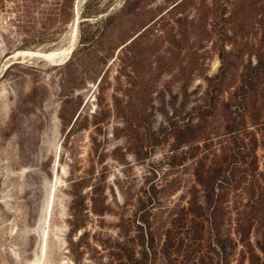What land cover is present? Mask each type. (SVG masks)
<instances>
[{"label":"rangeland","instance_id":"obj_1","mask_svg":"<svg viewBox=\"0 0 264 264\" xmlns=\"http://www.w3.org/2000/svg\"><path fill=\"white\" fill-rule=\"evenodd\" d=\"M200 161L264 264V0H0V264H172Z\"/></svg>","mask_w":264,"mask_h":264},{"label":"trees","instance_id":"obj_2","mask_svg":"<svg viewBox=\"0 0 264 264\" xmlns=\"http://www.w3.org/2000/svg\"><path fill=\"white\" fill-rule=\"evenodd\" d=\"M258 124V123H256ZM236 129H228L234 134ZM195 184L192 186L193 197L189 201V206L181 213H177L173 220V228L176 238L180 241L175 246V256L171 259L172 264H232L231 257L236 253L238 243L243 249L240 251L241 257L237 264H242L246 259L251 264L256 263V255L251 241V232L255 220V199L253 191H247L248 200L242 206H236L234 218V230L238 234V239L231 237L232 217L227 216L228 210L225 206L227 192L220 191L218 175H214L212 168L204 166L200 161L195 168ZM219 188V189H218ZM200 193L205 197L200 201ZM186 222H189L187 227ZM187 234L191 239L208 241V248L204 251L202 245H183V235ZM152 234L149 232V241ZM152 240V239H151ZM173 245V244H172ZM148 246V251L151 250ZM163 256L167 250H161Z\"/></svg>","mask_w":264,"mask_h":264},{"label":"bare ground","instance_id":"obj_3","mask_svg":"<svg viewBox=\"0 0 264 264\" xmlns=\"http://www.w3.org/2000/svg\"><path fill=\"white\" fill-rule=\"evenodd\" d=\"M78 29L76 28V26L74 27V35L76 36ZM76 38V37H75ZM76 40V39H75ZM75 44L72 43L71 45H69L66 48H57L55 50H53L50 53L47 54H41V52H36V54L34 53H30V55H34V56H39V57H44L46 58L48 61H50L51 63L54 62H58L63 60L68 54L70 49L74 46ZM26 54V53H25ZM34 264H40L38 262H34Z\"/></svg>","mask_w":264,"mask_h":264}]
</instances>
